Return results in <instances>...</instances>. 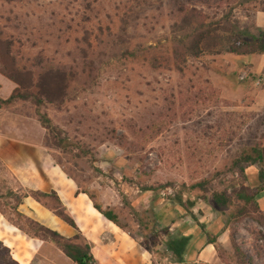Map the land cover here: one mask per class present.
Here are the masks:
<instances>
[{
	"label": "rangeland",
	"instance_id": "rangeland-1",
	"mask_svg": "<svg viewBox=\"0 0 264 264\" xmlns=\"http://www.w3.org/2000/svg\"><path fill=\"white\" fill-rule=\"evenodd\" d=\"M191 2L209 18L207 23L230 16L239 28L259 34L253 18L264 9V0L223 2L219 8ZM179 3L187 4L0 0V51L2 45L11 46L19 69L28 68L34 84L47 85L28 95L41 98L43 105L27 100L0 108V131L26 124L45 146L47 131L38 112L46 114L66 139L62 147L49 142L55 161L104 207L114 208L121 224L167 264H175L159 246L160 238L169 240L167 226L184 216L197 235L199 226L208 229L211 220L218 230L232 211L217 207L212 192H235L244 183L254 187L264 169V163L243 160L255 147L264 150V62L256 56L211 53L223 51L221 45L184 63L177 57L182 71L165 67L167 59L176 62L179 41L189 33L180 28L181 15L173 14ZM157 59L163 68H154ZM16 88L0 73L1 99ZM144 187L161 190L144 192ZM191 210L194 215L188 216ZM232 228L244 256L227 241L211 264H264V225L250 217ZM52 246L44 251L54 264H74Z\"/></svg>",
	"mask_w": 264,
	"mask_h": 264
},
{
	"label": "trees",
	"instance_id": "trees-1",
	"mask_svg": "<svg viewBox=\"0 0 264 264\" xmlns=\"http://www.w3.org/2000/svg\"><path fill=\"white\" fill-rule=\"evenodd\" d=\"M185 3H179L175 13L181 15V29L185 32H189L186 35V38L179 41V47L176 48L174 55L176 56V62L166 60V66L168 69L175 68L178 71H182L180 63L177 62V57H183V63L186 61L187 57H192L194 59L200 58L206 53L207 49L215 51L219 46H225L223 51L211 52L215 54H220L223 52L238 55L252 57L254 55H264V30L257 29L259 34H252L245 29L239 28L236 23L230 21V16H226L219 23H207L209 18L201 11H198L192 7V0H185ZM235 0H200V4L207 8H214L217 6L221 7L220 3L230 2ZM264 10V9H261ZM88 19V18H87ZM85 22V21H84ZM88 22H90L88 20ZM50 28V26H47ZM54 30V33L59 34L62 30L56 28L55 23L51 26ZM67 31H71V26L67 25ZM255 28V25L253 24ZM0 73L5 75L9 80L13 81L17 88L15 92L6 100L0 98V108L3 107H12L18 102L32 100L37 106L43 105L41 98H28L33 94L32 89L36 88L37 90L45 89L47 85L40 83H35L32 81L30 76H32L31 71L28 68L23 67L19 69V64H17V57L14 54L13 48L11 46H3L0 51ZM182 58V59H183ZM155 67L163 68L162 60L157 59L152 64ZM25 73V74H24ZM21 89L24 91L21 92ZM29 90L31 92H29ZM27 91V92H25ZM38 121L41 126L47 131L45 147H62L66 139L62 138V130L55 126L50 118L46 114H41L38 112ZM112 139H115L112 137ZM54 140L57 144L54 143ZM52 141V146L49 142ZM63 141V142H62ZM263 149L255 147L252 149V153L244 154V162L257 164L258 162L264 163V153ZM54 159H56L54 157ZM57 164L62 167V164L57 161ZM64 168V167H62ZM64 172L68 175L69 178L73 179L78 185V193L87 194L90 200L92 201L94 208L99 211L107 220L113 222L118 227L127 231L131 234L120 222L119 213L112 207H104L103 204L98 199V196L92 192L90 189H84L81 183L74 178L69 173ZM242 173L245 175V170H242ZM246 179V178H245ZM259 179L261 184L252 188L249 185L244 183L241 186L240 190L235 192H230L228 189L219 191L214 190L212 192V198L216 206L223 208L225 210H231L229 215V220L226 222V227L229 229V235L231 243L234 248H236V254L241 258L244 256L241 249L236 243L235 235L236 230H233L232 224H238L244 221L247 218H254L258 220L262 225H264V214L259 212V207L256 201L257 195L264 190V169H261L259 172ZM132 180H129V183ZM247 181V179H246ZM197 186H200L198 184ZM161 190V189H160ZM160 190L153 189L150 187H144V192H155L160 193ZM27 197H32L41 205L49 209L60 218L67 225L72 227L76 234L68 239L62 236L60 233L51 230L39 222L23 215L18 211L20 204L23 199ZM179 198V197H178ZM176 198L185 211L189 210L188 204L184 202L181 198ZM0 213L7 219L13 226H15L19 231H21L26 236L32 239H38L41 241L50 242L55 245L60 251H62L67 258H69L75 264H98L97 259L92 253V244L84 237L82 232L78 229L75 219L69 210L64 206L57 193L52 191L50 193H45L41 191H32L22 188L14 176L11 174L10 170L0 161ZM11 201L13 203H11ZM190 216H193L192 210L187 212ZM203 230H205L204 225H200ZM164 233L167 234L169 240L165 242L166 250L168 253H172L175 262L177 264H185L184 257L186 255V249L190 241V237H176L168 234V230L165 229ZM205 236L208 238V243L213 245L216 249V252L219 254L222 252V244L219 243L217 235H212L208 232H204ZM150 249V248H148ZM152 252L154 250L150 249ZM0 264H19L16 260L13 259L11 252L7 246L0 242Z\"/></svg>",
	"mask_w": 264,
	"mask_h": 264
},
{
	"label": "crops",
	"instance_id": "crops-1",
	"mask_svg": "<svg viewBox=\"0 0 264 264\" xmlns=\"http://www.w3.org/2000/svg\"><path fill=\"white\" fill-rule=\"evenodd\" d=\"M253 24L258 29L264 30V10L255 12ZM254 56L258 57L259 61L264 62V55ZM14 87L10 88V92L15 89ZM23 121L26 122L24 119ZM25 125H15L8 129L9 132L0 131V161L10 170L22 188L45 193L52 191L57 193L75 219L78 229L92 244V253L98 264H167L158 262L159 258L156 256V252H152L133 235L107 220L94 208L87 194L78 193V185L57 164L51 150L44 146L43 137H34L29 130L30 128L24 127ZM254 182L255 185L252 188L261 184L258 175ZM256 201L259 212L264 214V190L257 195ZM18 211L68 239L76 234L72 227L32 197L23 199ZM183 218L185 217L176 219L170 228L167 226V230L170 235L179 233L178 237L191 238L184 257L185 264L189 263V260L203 264L213 263L216 249L208 243V238L204 232L213 236L217 235L219 243L226 244L227 241H231L226 222H222L223 227L218 230H215L217 223L213 220H211L212 223L209 224L208 229L205 227L203 230L198 225L201 234L197 235L193 233V225H190L191 227L186 226V220L189 217H186V220ZM166 238L165 240H167ZM0 242L9 248L13 259L19 264H54L50 260V253L44 251L46 247L52 249L54 244L26 236L5 219L1 213ZM165 244V241L160 238L159 246L165 247V251H167ZM170 254L174 259L172 253ZM175 264L177 263L175 262Z\"/></svg>",
	"mask_w": 264,
	"mask_h": 264
}]
</instances>
